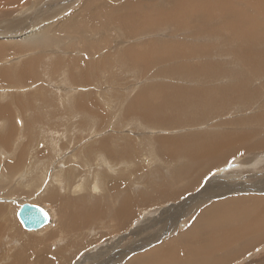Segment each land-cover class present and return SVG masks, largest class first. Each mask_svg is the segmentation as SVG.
<instances>
[{
    "label": "rangeland",
    "instance_id": "374dc122",
    "mask_svg": "<svg viewBox=\"0 0 264 264\" xmlns=\"http://www.w3.org/2000/svg\"><path fill=\"white\" fill-rule=\"evenodd\" d=\"M62 1L27 0L25 3H21L22 5L18 3L13 7L4 0H0V40L2 44H6V52L3 55L4 59L0 62V69L4 65L6 68L14 67L13 71L7 73L8 81L0 82V104H12L10 108L13 114V118L9 122L0 118V133H8V130L11 129L9 147L6 144H0V165L2 166L0 167V203L6 205L5 215L7 217V219H0V264H10L11 259L17 258L18 255L19 257L24 255L34 260L40 259L43 263L46 259L58 260L59 264H124L126 260L128 263L129 258L121 256L123 247L132 245L131 248L135 246V249L140 248L136 246L137 242H149L150 244L146 247L137 250L145 252L151 245L159 244L161 241L166 243L167 238L180 234L185 229L179 231V225L184 220L195 218L197 215L196 205L201 202L200 200L213 201L223 199L222 197L257 195L259 193L264 195V189L257 188V184L260 186L264 184V146L259 147L258 145L259 140L264 137V87H260L264 78H260L254 69L245 62V56L235 58L232 53L224 51L226 54L219 62L223 64V69L229 67L235 71L231 70L230 73L234 79L245 81L246 85H250L249 89L256 92L249 94L243 93V89L233 90L232 95L235 100L229 104L223 101L217 104L215 100H209L206 104V100L210 98L207 94L208 86L216 85V91L212 93L218 96V90L224 82L221 76L207 85L204 81L206 77L204 74L198 82V86L192 87L190 86L192 82L182 81L176 75H168L166 78L161 74H156L157 69L166 70L169 65H153L154 68H152L153 66L149 67L146 71L139 65L132 67L131 62L124 61L121 57L126 49L131 48V45H137L145 39L150 41L156 37L157 40H161L162 36L167 39V37L184 36L185 33L167 25V29L163 31L148 29V34L132 35L120 23L118 25L114 19L109 18L99 19L101 22L96 26L93 23L86 24L88 17L96 10L101 9L98 4H108L113 9L115 6L124 5L126 0H97L98 4L89 0ZM140 1L145 4H154L158 0ZM85 2L84 14L81 17L85 18L84 23L81 22V18H68L71 14H77L78 9L82 8ZM40 9V18H36L34 20L36 22L32 23V17H35ZM22 16L29 17L21 18ZM159 18L162 17L159 15ZM70 19L75 24L73 31L70 29L58 34L55 29H60L62 23ZM211 23L218 27L219 21L212 19ZM37 26L50 27L49 36L51 34L50 40H52L50 45L38 43L29 48L30 51L25 48L17 52L16 41L20 42L22 39V44L27 41L26 38L25 40L20 38L24 35L20 34L21 29L30 31ZM161 27H165V24L159 26V28ZM92 28L93 30H91ZM55 32L56 35H54ZM52 36L53 39H51ZM204 36L201 43L216 44L220 48L219 51H223V47L226 45L239 48L246 46L245 41L235 37L229 41L221 39L210 41L207 33ZM173 41L176 43L188 42L180 37ZM262 48L263 51L264 46ZM250 51V54L253 55L251 47ZM39 55H43V62L40 61L37 69H33L37 72L36 78L21 82L18 79L19 67L22 69L26 60ZM57 55L65 60V63H61L60 68L53 66L54 58L58 57ZM73 59H83L84 64L95 62V64H90V68H87L90 82H85V77L81 81L80 76L85 69L74 61L71 63ZM195 61L198 63H192V65L197 66L204 62L201 56ZM205 62L210 64L208 68V73H210L212 63L215 61L210 57ZM236 64L243 66L238 68ZM161 66L163 67L161 68ZM16 68L18 71L15 70ZM66 68L70 69L71 77H64L68 75ZM184 70L186 71L187 68ZM163 74H168V72ZM30 80H33L32 83ZM44 80L45 82H43ZM167 82L176 86H188L191 89L190 101L195 105L191 106L190 103L171 105L173 101L169 98L170 89L163 96H154V85ZM199 87L202 91L194 90ZM145 88H151L149 91L151 93H148L149 100H153L155 103L160 101L162 109L152 107L147 99H145L147 108L145 112L131 109L137 101L135 95H139ZM209 93L213 95L211 92ZM19 97L25 102L24 105L17 100ZM196 97L203 100L199 107L196 105ZM83 102L85 104H82ZM238 133H248L249 138L245 140V143L252 144L242 146L236 150L235 154L222 159L213 167L211 164L206 168L202 166L203 164L193 161L191 153L197 151L200 144L208 143L209 136L212 134L216 138H220L226 134L236 135ZM161 137L166 139L163 145L160 142ZM179 140H183L184 143H180ZM102 142H107V144L101 145ZM128 144L134 145L133 148L138 153L137 160L132 157H127L128 160L126 158L121 160L119 157L118 152L122 151L124 154V149ZM163 146L165 150L173 152L172 159H164L162 153H159L162 152ZM105 147L108 149L111 147L118 155L110 157L105 155ZM155 149L157 150L155 151ZM107 162L109 163L108 167ZM13 164L16 166L15 168ZM175 164L180 168L203 167L204 170L196 178L195 172H189L188 175L181 174V170H176L178 166ZM112 165L113 169L110 168ZM156 168H158L157 171ZM43 170H46V175L42 176ZM53 170L62 172L60 175L62 178L54 177ZM135 170L144 177L134 173ZM97 171L102 172L100 175H107L111 179L125 176L130 189L135 183L137 184L140 188L137 192L149 190L154 191L153 194L158 192L160 195L164 191L178 192L182 190L185 193L173 200L166 201V203L159 201L152 206L145 205L144 207L140 203L137 209L131 212L126 226L119 228L118 218L115 217V214L125 194L119 198L118 196L127 190L124 186L119 189H109L108 179L106 181L105 177L102 179L101 176L98 177ZM68 172L71 174L67 175ZM184 178L186 179L184 180ZM192 179L195 180L189 183ZM56 180L61 183H57ZM78 182L83 187L81 185L77 189L80 186ZM95 182L97 185L99 184V187L94 189L92 186ZM220 191L222 192L219 193ZM50 192L60 196L61 206L54 204L48 198ZM161 197L169 198L162 195ZM140 200L143 199L140 198ZM24 202L43 206L51 216L52 224L43 230L44 233H41V241L30 240L28 237L32 235L30 231L22 228L18 231L16 227V211ZM202 202L201 206L204 203ZM92 204L105 206L104 214H101L102 217L99 220L82 228L77 229L76 225H73L72 229L67 226L63 229L61 224L64 207H68V210L71 208L75 210V213L71 210L70 218H68L71 224H75L77 208ZM163 213L169 214L164 217ZM228 217L233 221L230 225H233L235 229L239 228L237 225L238 216L231 217L229 213ZM136 218L140 219L137 221ZM134 219L135 221L131 225ZM3 220L4 222H2ZM107 224H111V226H107ZM93 225L95 226L93 227ZM50 227L54 231L53 236L48 232L45 233L50 231ZM9 228L10 230H8ZM42 239L43 241L46 239L44 243ZM153 240L156 241L151 243ZM24 243L28 245L27 249L29 250H22ZM43 244L48 246H43ZM38 248H42V251ZM23 251H26V254ZM248 259L251 262L250 258ZM263 259L264 254L258 257L257 263Z\"/></svg>",
    "mask_w": 264,
    "mask_h": 264
},
{
    "label": "bare ground",
    "instance_id": "6f19581e",
    "mask_svg": "<svg viewBox=\"0 0 264 264\" xmlns=\"http://www.w3.org/2000/svg\"><path fill=\"white\" fill-rule=\"evenodd\" d=\"M4 1L7 2L8 5H13V7H14V6H16V4L25 3L27 0H4ZM89 1L98 4L97 0H89ZM86 2L83 4L82 8L78 9L77 14H71L68 18H81L84 14ZM151 4H152V6H151ZM98 6H100L101 9L96 10L93 14H91V16L88 17V19L86 20V24H88V23L92 24L93 23L94 26H96L101 22V21H99V19L109 18L112 20L114 19L118 23V25L120 23L125 29L129 30L130 34H132V35L148 34V31H147L148 29H156L158 31H163L164 29H167V25H169L170 28L174 27L177 30H180V32L185 33L184 36H176V37H171V38L167 37V39H164L165 37L162 36L161 40H157L156 37L150 41L145 39V40L141 41L140 43H137V45H131V48L126 49L121 57H123L124 61L131 62L132 67H133V65H139L141 68H143L146 71L148 70L149 67H152L153 65H155V66H157V65L160 66V64L161 65L165 64L166 66L169 65V67H167L168 69H166V70L165 69H163V70L157 69L156 74H161L163 77H166V78L168 77V75H170V76L176 75L182 81L189 80V82H192V84L190 83V86H192V87L198 86V82L203 78L204 74L206 75L204 81L206 82L207 85H210V83L214 82L218 76H221L224 82L218 90V96H215L212 93V92L215 93L216 85L208 86V91L211 92L213 95H211L207 91V94H208V96H210V98H208L206 100V104H208L209 100H215V101H217V104L220 101L227 102L229 104L231 101L235 100V97L232 95L233 90L243 89V93H249V94L256 92V91L250 90L249 89L250 85H246L245 81H241V79L237 80V78L234 79V77L230 74L232 69H230L229 67L227 69L222 68L223 64L219 61H222L223 56L226 54L224 51H228V52L232 53L235 56V58L245 56L246 57L245 62L254 69V71L257 73V75L260 78H264V50L262 51V49H263L262 47L264 46V42H263L264 41V0H158L154 4L153 3L145 4L144 2H141L140 0H126L124 5H122L121 7L115 6L113 9L108 4H101V5L98 4ZM12 10H14V9H12ZM10 13H11V11H10ZM39 13H41V9L39 10V12L36 16L33 13L35 17H32L33 18L32 23L36 22V21H34L36 18H40ZM65 13H66V11H65ZM159 15L162 18H159ZM28 17L29 16H22L21 18H28ZM84 19L85 18H81L82 23H84L83 22ZM212 19H217L219 21L218 27L212 25V23H211ZM78 21H79V19H78ZM23 23H20V24H23ZM163 24H165V27L159 28V26H161ZM74 26H75V24L70 19V20H67V22H63L62 27L60 29L57 28L55 30H56V32H58V34L64 33V32L69 31L70 29L71 30L74 29ZM101 27H103V26H101ZM43 29H44V31H43ZM50 30H51L50 27H46V26H45V28H41V26L33 27L30 31L29 30L25 31V30L21 29L20 34L21 35L24 34V35L20 36V38H23L24 40L26 38L27 41H25L26 43L22 44V42H23L22 39H21L22 42H21V40H20V42H18V40H17L16 41L17 47H15L17 50L16 49L15 50L17 52H19V50L22 51L23 49L26 48V50L28 51L29 48L36 46L38 43L39 44L45 43L46 45L47 44L50 45V41L52 42V40H50L51 34L49 36ZM91 30H93V28ZM94 31H95V29H94ZM11 32H12V30H11ZM45 32H47V34H45ZM56 32L54 35H56ZM140 33H142V34H140ZM205 33H207L209 35L210 41H212V40L215 41L218 39H221L224 41H229L235 37L238 40L245 41L246 46L239 48V47H231L229 45H226L223 47V51H219L220 48L216 44H209L208 41H207L208 44L201 43V39L205 38V36H204ZM150 34H152V33H150ZM165 34H167V33H165ZM53 36L51 39H53ZM170 36H172V35H170ZM195 36H197V37L193 38ZM177 37H180V38H182L188 42L187 43H176L175 41H173V39H175ZM106 40H109V39H106ZM1 42L2 41L0 40V62H2V60L4 59L3 55L6 52V46H5L6 44H2ZM13 42H15V41H13ZM81 42L83 44V41H81ZM131 42H132V40H131ZM130 44H132V43H130ZM248 45L251 47L252 54L254 56L250 54L251 51H250V47ZM105 47H106V45H105ZM39 48H40V46H39ZM106 49H107V47H106ZM262 52H263V55H262ZM240 55H242V56H240ZM261 55H262V58H261ZM200 56H201L202 60L204 61L203 64H200L197 66L192 65V63H198L195 60H198L200 58ZM106 57H108V56H106ZM210 57L215 62L212 63L211 72L208 73V68L210 67V64L208 62H205V61L207 59H209ZM42 59H43V55L42 56L39 55L37 57H33V58L29 59L28 61L26 60L23 68L20 69V67H19L18 79L21 82H25L26 80H28L30 78H33V80H34L36 78L37 72H35V70L33 71V69H37V65L39 64V62L40 61L43 62ZM46 59H48V58H46ZM54 60H55V62L53 63V66L56 68H60L61 63H65V60L60 58V56L55 57ZM229 60L234 61V59H232V58H229ZM72 61L76 62L80 66H83L82 68H84L86 70V71L84 70L83 74H81L82 76H80L81 81L85 77V82H90V78H89L88 73H87V68H90V66L92 65L91 63L95 64V62H89V64H84L83 59H73V60H71V63H72ZM66 63H68V62H66ZM106 63H107V61H106ZM68 64H70V63H68ZM107 65H108V63H107ZM232 65H234V64L232 63ZM236 65L238 68H242V66H243V65L240 66L239 64H236ZM9 66H11V65H9ZM155 66H153L152 68H154ZM166 66H165V68H166ZM162 67L163 66H161V68ZM13 68H6L4 65L0 69V82L8 81L7 73L13 71L14 70ZM184 68H187V70L185 71ZM66 69H67L66 73H68L69 76L65 75L64 77H71V75L69 73L70 69H68V68H66ZM15 70L18 71L17 68ZM48 71H49V69H48ZM232 71L235 72L234 70H232ZM72 72H74V71H72ZM165 72H168V74H163ZM15 76H16V74H15ZM15 76H13V77H15ZM160 79H161V77H160ZM13 80H14V78L12 79V81ZM33 80H30V82ZM165 80H167V79H165ZM9 81H10V79H9ZM43 82H45V80ZM33 84H35V83H33ZM168 84H169V86H168ZM171 85H173V86L170 88ZM154 86H153L155 89L154 96L155 95L163 96L166 93V91L170 89L169 92L168 91L167 92L170 95L169 98L173 101L172 102L173 104L171 103V105L175 106V105H178L180 103H187V104L190 103L191 106L195 105V104H192L190 101L191 89L188 86H184V85L183 86H181V85L176 86V85L168 83V82L166 84H155ZM260 87H264V82L262 83V86H260ZM194 90L197 92L202 91V89L200 87L196 88ZM149 91H151V88H145V89L141 90L139 95L136 94L135 96L137 97V99H136L137 101L132 106V108L131 107L130 108L133 110H138L140 112H145L147 110L145 99H147L148 103L150 102L152 107L157 108V109L158 108L162 109L163 106L160 105L161 103L159 104L160 101L155 103V102H153V100L152 101L149 100L148 95L151 93V92L149 93ZM259 92H261V91L259 90ZM149 97L151 98V96H149ZM241 97H242V95L240 96V98ZM17 100L21 104H23V105L25 104V102L22 101L23 100L22 98L19 97ZM45 100H46V97H45ZM158 100H161V99H158ZM154 101H157V100H154ZM202 101L203 100L200 99V97H196V105H198V107L201 105ZM161 102H163V100H161ZM82 104H85V103L83 102ZM165 104L167 105V103H165ZM10 105H12V104H10ZM10 105L9 104L8 105L7 104L6 105L0 104V118H2V119L4 118L8 122L13 118L12 117L13 114H12ZM134 106H136V107H134ZM85 107H88V106L85 105ZM10 132H11V129L8 130V133H5V134L0 133V144H2V145L6 144V146H8L10 144V138H9ZM209 138H210V140L207 141L208 143L200 144L198 150L191 153V157H192L193 161L196 162L197 164H203L202 166H205L206 168L208 166H210L211 164L213 167L214 164H217V162H221L222 159H225L226 157H229V156L235 154L236 150H238L242 146H245V145L250 146L252 144V143L251 144L245 143V140H247V138H249L248 133H238L236 135L226 134L220 138H216L214 136V134H212L211 136H209ZM126 140H125V142H126ZM160 142L163 145L166 142V139L164 137H161ZM179 142L184 143L183 140H179ZM105 144H107V142L101 143V145H105ZM130 144H128L127 146L125 145L126 146L124 149L125 155L123 154L122 151L118 152L121 160L124 158L127 159V157H130V158L132 157V159L137 160L138 153L135 151V148H133L134 145H130ZM258 145H259V147L264 146V137L259 140ZM89 146H91V145H89ZM101 150L104 151V149H101ZM156 150L157 149H155V151ZM104 152H105V155H107L109 157L115 156L117 154V152L114 151V149H112L111 147H109V149L107 147H105ZM159 153H162V156L164 159H172L174 157L173 152H171V150H165L164 146H163L162 152H159ZM129 163H130V161H129ZM106 165L108 167L109 163ZM175 165H177V164H175ZM11 166H12V164H11ZM13 166H14V164H13ZM0 167H2V166L0 165ZM15 167L16 166H14V168ZM110 168L113 169V165ZM157 169L158 168H156V171H157ZM33 170H34V168H33ZM55 170H53L54 177L57 176V177H59V179L62 178L60 176V175H62V172L56 171L57 172L56 173ZM176 170H181L180 171L181 174H186V175H188L189 172H191V173L195 172L197 174L196 178H198L200 176V173H202V171L204 170V168L203 167H197V168L191 169L190 167L180 168L178 166V167H176ZM42 172H43L42 176L46 175V170H43ZM133 172L137 173V174H141L140 172L138 173L137 170H135ZM208 172H210V171L208 170ZM96 173L98 174V177L101 176L100 177L101 179L103 177L106 178V181L108 179L107 185H108L109 189H119V188H122L124 186V188L127 190L126 192H122L118 196V198H119L125 194V197L121 201L120 207L117 210V213L115 214V217L118 218V227L119 228H123L126 226V224L128 222V218L131 215V212L134 209H137V207L140 203H141V205H143V207L145 205L152 206L153 204H155L159 201L166 203V201H169L170 199L173 200L175 197H177V196L179 197V196H181V194L184 195V193H185V192H182V190L178 191V192L164 191L160 195L158 192L156 194H153L154 191L152 192L149 190H146L143 192H137L138 190H140V188H138L137 184L135 183L132 186V188L130 189L129 183H127L125 180V176H121L120 178L115 177V178L111 179L107 175L106 176H103V174L100 175V173H102V172L97 171ZM66 174L70 175L71 173L68 172ZM180 178H181V176H180ZM248 178H249V176H248ZM43 179H45V178H43ZM185 179L186 178H184V180ZM193 180H195V179L190 180L189 183ZM56 182H57V180H56ZM58 182L61 183L59 180H58ZM78 184H79V182H78ZM79 185H80L79 187L76 186V187H78L77 189H79L82 184H79ZM98 185L95 182L94 185L92 186V188H94V189L98 188L99 187ZM263 185L264 184H261V186H260L259 184H257V188H260L262 190V189H264ZM82 187H83V185H82ZM74 190H76V189H74ZM221 192L222 191H220L219 193H221ZM131 193H134V194H131ZM262 194L259 193L257 195L253 194V195H245V196H237V197H222L223 199H218V200H213V201H208V199L200 200L201 202L203 201L204 203L202 202L203 203L202 206H201V202L197 203V205H196L197 215L195 216V218H193V219L190 218V219L184 220L182 222V224L179 225L180 226L179 231H181L182 229L185 228L183 231H181L180 234H176L173 237L167 238L166 243H162V241H161L159 244H156L153 246L151 245V247L147 248V251H145V252H142V251L139 252L137 250L140 248L146 247L148 244H150L149 242H144V243L137 242L136 246L140 247V248H135V249H134L135 246L133 248H131L132 245L128 246V247H123L122 250L120 249L121 250V256H123V257L126 256L129 258L128 263H127V260L125 261V263H127V264H256L258 257L260 255L264 254V197H263L264 195H262ZM141 195H144V197H141ZM161 195L165 196V197H169V198L161 197ZM6 196H8V195H6ZM48 198L54 204L61 206L62 200L60 199V196H58V194L50 192V194H48ZM140 198L143 200H140ZM188 202H189V200H188ZM63 205H64V203H63ZM67 205L69 206L70 204L68 203ZM5 206H6L5 204L0 203V219H4V218L7 219V217L5 215ZM20 206H19V208H20ZM99 206L101 207V211H100ZM19 208L16 211V220H17L16 227L18 228V231L21 228L23 230L28 231V232L30 231V233L32 234V235L28 236L30 240L32 239V240L41 241L40 240L41 239V233H44L43 230H46L52 224L51 216H50L49 223H47L45 226H43L39 229L29 230L23 226L22 222L20 221V219L17 215ZM104 208H105V206H102V205L97 206L94 204L89 205L87 207H80L79 206L77 208L78 214L76 216L75 224H71L68 218H70V213H71L72 208L68 210V207H64V209L62 211L63 222H62L61 226L63 227V229H65L66 226L69 229H72L73 225H76V228L78 229V228H82L84 226L91 225L102 217L101 214H104ZM72 211H73V213H75V210H72ZM229 213H230L231 217L238 216L239 222L237 223V225L239 226V228L235 229V228H233V225H230L231 222H233V221L229 220V217H228ZM166 214L167 213H163L164 217ZM137 219L139 220L140 218H136V220ZM134 221H135V219L132 221L131 225L133 224ZM2 222H4V220ZM101 223H99V224H101ZM3 224H5V223H3ZM95 225H93V227ZM107 226H111V224L110 225L107 224ZM8 230H10V228ZM47 232H48V234H51L52 236L54 234L53 233L54 231L52 228L50 229V231H46L45 233H47ZM18 234H16V235H18ZM13 235L15 236V234H13ZM43 236H44V234H43ZM13 240H15V239H13ZM17 240L19 241V239H17ZM156 240L151 241V243L155 242ZM42 241H43V239H42ZM44 241H43V243H44ZM28 242H29V240H28ZM26 243H24V249H22V250L27 249L28 245ZM46 245L47 244H45V245L43 244V246H46ZM258 245H261V246L259 247ZM15 247H17V246H15ZM42 248H38V249H41V251H42ZM27 250H29V249H27ZM52 251H53V249H52ZM23 252H25V254H26V251H23ZM46 252H47V250H46ZM135 252H137V253H135ZM56 254H57V252H56ZM118 254H120V253H118ZM17 255H18V253H17ZM35 255H33V256H35ZM50 255H51V253H50ZM115 255H117V254H115ZM114 256H113V258H114ZM20 257H19V255L17 256V258L13 257L9 263L10 264H59L58 260H52L51 261L50 259H46L45 263H43L42 260H40V259L34 260V259H30L29 257H26L24 255L21 257V259H20ZM36 258H37V256H36ZM248 258H250L251 262L248 261L249 260ZM122 259H124V258H122ZM246 261H248V262H246ZM257 264H264V259L259 261Z\"/></svg>",
    "mask_w": 264,
    "mask_h": 264
},
{
    "label": "water",
    "instance_id": "95a60500",
    "mask_svg": "<svg viewBox=\"0 0 264 264\" xmlns=\"http://www.w3.org/2000/svg\"><path fill=\"white\" fill-rule=\"evenodd\" d=\"M17 215L23 226L29 230L39 229L50 221V215L43 206L30 202H24Z\"/></svg>",
    "mask_w": 264,
    "mask_h": 264
}]
</instances>
